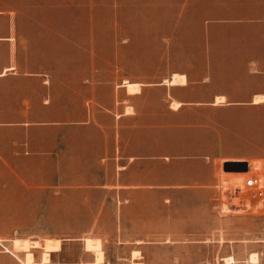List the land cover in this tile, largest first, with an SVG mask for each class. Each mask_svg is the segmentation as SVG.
<instances>
[{
  "label": "rangeland",
  "instance_id": "rangeland-1",
  "mask_svg": "<svg viewBox=\"0 0 264 264\" xmlns=\"http://www.w3.org/2000/svg\"><path fill=\"white\" fill-rule=\"evenodd\" d=\"M256 92L264 0H0V264H264Z\"/></svg>",
  "mask_w": 264,
  "mask_h": 264
},
{
  "label": "bare ground",
  "instance_id": "bare-ground-1",
  "mask_svg": "<svg viewBox=\"0 0 264 264\" xmlns=\"http://www.w3.org/2000/svg\"><path fill=\"white\" fill-rule=\"evenodd\" d=\"M166 83L169 86H186L187 85V78L184 75L174 74V75H172L171 80L170 81H166ZM125 86L127 87V89L132 94L140 93V86L141 85H139V84H132V83H129V82H125ZM263 102H264V96H257L255 98V100H254V104L255 105L261 104ZM224 103H225V98L224 97H218L216 99V104H224ZM173 106L176 109H179L181 107V104L175 102L173 104ZM245 169H246V171H248V165L245 167ZM14 245H15L16 249L24 250L26 252V260L24 261V264H35L34 259H33V254L30 251V249L31 248H40L41 247L39 239H33V238L32 239H27V240H19V239H17V240L14 241ZM58 248H59V243L48 242L46 244V246L44 247L43 260H42V262L40 264L49 263L50 254L53 251L58 250ZM251 259L253 261V264H258L259 263V260H258V258L256 256H252ZM227 262H228V264H233L234 263V261H232L231 259H227Z\"/></svg>",
  "mask_w": 264,
  "mask_h": 264
},
{
  "label": "crops",
  "instance_id": "crops-1",
  "mask_svg": "<svg viewBox=\"0 0 264 264\" xmlns=\"http://www.w3.org/2000/svg\"><path fill=\"white\" fill-rule=\"evenodd\" d=\"M6 40H10V38H7ZM7 69H11V68H7ZM7 69H5V70H7ZM174 74H177V73H174ZM174 74H172V75H174ZM4 75H5V74H4ZM4 75H3V76H4ZM172 75H171V76H172ZM178 75H180V74H178ZM171 78H172V77H171ZM171 78H170L169 80H171ZM186 78H187V77H186ZM187 85H188V80H187ZM187 85H186V86H187ZM186 86H170V87H181V88H182V87H186ZM125 87H126V86H125ZM126 89H127V87H126ZM255 95L258 96V95H261V94H260V92H256ZM257 96H256V97H257ZM219 97H224V96H219ZM256 97H255V98H256ZM217 98H218V97H217ZM224 98H225V97H224ZM174 102H177V103L181 104V107H182V103H183L182 101H177V100H175ZM215 103H216V101H215ZM263 103H264V102H263ZM252 104L255 105V104H254V101L252 102ZM258 105H260V104H258ZM181 107H180V108H181Z\"/></svg>",
  "mask_w": 264,
  "mask_h": 264
},
{
  "label": "built area",
  "instance_id": "built-area-1",
  "mask_svg": "<svg viewBox=\"0 0 264 264\" xmlns=\"http://www.w3.org/2000/svg\"><path fill=\"white\" fill-rule=\"evenodd\" d=\"M258 182H259L258 181V178L253 176V177H251V178L248 179L246 185L249 188H253V187H256L257 186Z\"/></svg>",
  "mask_w": 264,
  "mask_h": 264
},
{
  "label": "water",
  "instance_id": "water-1",
  "mask_svg": "<svg viewBox=\"0 0 264 264\" xmlns=\"http://www.w3.org/2000/svg\"><path fill=\"white\" fill-rule=\"evenodd\" d=\"M239 166H242V167H244V172L246 171V169H245V167L247 166V163H242V164H240Z\"/></svg>",
  "mask_w": 264,
  "mask_h": 264
}]
</instances>
